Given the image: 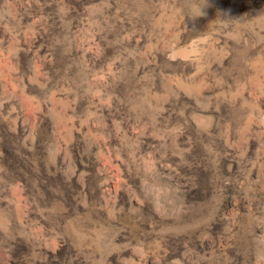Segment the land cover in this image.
Masks as SVG:
<instances>
[{
	"label": "rangeland",
	"instance_id": "374dc122",
	"mask_svg": "<svg viewBox=\"0 0 264 264\" xmlns=\"http://www.w3.org/2000/svg\"><path fill=\"white\" fill-rule=\"evenodd\" d=\"M213 4L0 0V264H264V0Z\"/></svg>",
	"mask_w": 264,
	"mask_h": 264
},
{
	"label": "clouds",
	"instance_id": "9594fccd",
	"mask_svg": "<svg viewBox=\"0 0 264 264\" xmlns=\"http://www.w3.org/2000/svg\"><path fill=\"white\" fill-rule=\"evenodd\" d=\"M187 13L186 18L190 19L193 23L196 20L206 17L207 10L214 7L213 0H186ZM222 15H227L222 13Z\"/></svg>",
	"mask_w": 264,
	"mask_h": 264
}]
</instances>
